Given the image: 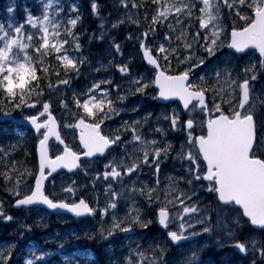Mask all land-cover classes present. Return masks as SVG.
Segmentation results:
<instances>
[{
    "label": "snow or ice",
    "instance_id": "obj_1",
    "mask_svg": "<svg viewBox=\"0 0 264 264\" xmlns=\"http://www.w3.org/2000/svg\"><path fill=\"white\" fill-rule=\"evenodd\" d=\"M120 3L127 11L139 12L144 8L146 13L148 3L154 6L150 18L145 16L147 27L139 35L130 33L126 37L139 41L136 56L128 62H116L115 55L123 56V49L120 43L112 41L110 51L114 48L115 52L109 65L120 74L119 78L114 72L110 77L94 80L80 92H73L71 103L60 98V117L54 114L51 97L60 91L61 85L72 86L73 75L79 78L85 62L82 55L69 53V48L82 52L76 31L82 21L79 6L73 3L65 8L60 0L55 3L41 0L39 15L25 8V21L19 23L14 19L15 6L6 8L8 23L0 22V122L28 126L33 134L36 161L33 170L27 172L31 180L23 186L20 183L23 174L13 184L9 172L3 173L5 187L13 189L11 207L33 211L40 220L53 213H67L77 220L92 218L96 230L89 229L85 235L89 239L99 238L109 246L119 239L117 233L130 234L137 226L149 228L157 224L163 229L166 239L151 248V255L138 246L122 253L123 259L112 264H175L166 255L172 246L183 251L181 264H203L198 238L212 228L210 218L206 221L199 207L197 188H201L212 195L215 207L229 214L225 223L229 246L245 256L251 251L252 264H257L258 253L259 264H264V109L257 111L251 98V81L257 79L251 59L255 54L264 68V0H148L142 4L120 0ZM90 8L91 14L101 21L99 39L103 40L107 29L99 15L100 6L91 0ZM130 19L138 28L143 27L135 17ZM229 19L234 23L229 24ZM193 20L198 27L192 24ZM125 22L119 19L111 27L116 29ZM161 26L168 31L161 33ZM174 34L177 41L183 42L182 51L179 45L172 44ZM201 51L205 55H194ZM220 56L228 59L220 60ZM46 57L55 59V69L52 59ZM213 58L217 63L199 80L194 78L193 70L207 67ZM246 58L247 63H243ZM135 59L141 61L139 67L132 63ZM173 60L177 64L175 70ZM233 61L237 67L243 63L242 74L232 67ZM40 72L48 80L47 91ZM52 75L56 77L55 84ZM212 75L216 86L211 85ZM221 80L231 92L219 88ZM124 83L128 85L126 89ZM130 95L150 97L164 110L157 114L147 134L142 129L149 124L153 115L150 112L143 117V124L139 119L122 122L123 134L121 127L112 128L108 123L128 110L125 102ZM117 102L124 106L117 107ZM138 110L139 105L132 108ZM161 119L167 122L166 128L161 126ZM175 132L181 133L178 148L169 138V133ZM157 134L164 138L158 139ZM129 144L133 147L131 152ZM16 148L17 144L0 146V161L5 168L11 164L15 169L16 162L11 157ZM137 152H142V157ZM170 158L182 161L185 174L168 178L162 201L161 164ZM92 165L97 166L93 187L88 189L85 185L83 191H94L102 179L103 206L98 196L95 204L87 199L78 181L71 179L81 170L89 175ZM145 167L154 169V183L138 188L137 177ZM58 178H61L59 193ZM180 181L186 183L187 189L177 186ZM48 184L52 185L51 190ZM115 185H120V189ZM125 191L129 195L121 215L120 202L125 199ZM137 192L147 207L153 209L150 218H145L143 208L138 206ZM16 221L0 201V222ZM20 227L21 239L24 232L32 231L30 225ZM80 238L75 231L64 238L45 237L46 244L57 245L55 250L39 244L22 248L17 242H5L7 246L0 248V264H56L53 257H59L63 264H82L80 254L67 247ZM185 245L190 246L186 251Z\"/></svg>",
    "mask_w": 264,
    "mask_h": 264
},
{
    "label": "rangeland",
    "instance_id": "obj_2",
    "mask_svg": "<svg viewBox=\"0 0 264 264\" xmlns=\"http://www.w3.org/2000/svg\"><path fill=\"white\" fill-rule=\"evenodd\" d=\"M89 1V5L91 0ZM55 3L56 0H53ZM96 2L100 6L99 15L104 19L105 28L107 31L104 33V39L100 40V32L101 29L99 27L101 21L94 17L95 19V28L89 29V32L86 33L83 41H80L82 45V52L76 53L74 48H69V53L73 56L82 55L85 58V62L81 67V75L79 78H76L73 75L72 79V86H60V91L55 92V94L51 97L53 106L56 109L55 115L60 117L62 110L59 109L58 100L60 98H64L71 103L73 99V92H80L81 89H85L87 86L91 85L94 80H100L105 77H110L112 73L115 72L116 77L119 78V73L116 72L115 68L109 65V61L113 60L112 53L115 52V49L112 48L110 51V45L112 41L116 43H120L123 49V56L115 55L114 59L116 62H128L130 57H135L137 54V48L139 41L136 39L133 40H126V37L131 33L133 36L139 35V33L147 27L142 19L138 16L137 12L133 9L131 11H127L123 8L120 3V0H96ZM62 6L67 8L68 6L72 5V0H60ZM129 3L130 0H129ZM9 5H14V19L19 22H24L26 18L25 8L29 9L33 15H39L41 11V0H0V22H3L5 25L8 23L7 20V12L6 8ZM149 11L147 12L149 18L151 15V9L154 7L150 3H148ZM67 16V12L65 13ZM130 17H135V20L139 22L140 25L143 26L141 31H134L133 28L127 26V22H133ZM145 18V17H144ZM119 19L126 21L124 24H121L118 28L113 29L111 24ZM229 24L234 23L233 20L229 19ZM192 24L198 27L195 20L192 21ZM137 25V24H136ZM179 26H177L178 28ZM120 28L123 33L120 34ZM29 31H33L32 29H28ZM168 31V29L161 26V33ZM120 34V35H118ZM162 39V36H161ZM167 43V42H165ZM172 44L173 46L179 45L180 50H183V42L177 41L175 39V34L172 37ZM194 44V42H193ZM67 47V46H66ZM88 47L90 48H97L95 52L87 53L85 51ZM85 51V52H84ZM55 54H53L54 56ZM194 55H205L202 51L199 53H194ZM219 55V54H218ZM45 59H52V67L55 69V65L57 62L54 58H45ZM228 59L227 57L220 56V60ZM243 63H247V60ZM252 59V63L256 66L257 70V79L255 81H251V98L256 105V110L260 111L264 109V84L258 81L259 75L261 73L262 68L259 65V58L258 56L254 55ZM132 63L139 67L141 61L139 59H135ZM217 61L213 58L211 63L207 64V67H200L195 68L193 70V76L197 80L199 77L204 75L206 72L211 69ZM243 63L237 67L236 62L233 61L232 67L236 68V71L243 73ZM101 65L104 68H101ZM48 66V65H44ZM136 67L133 68V72L136 71ZM173 68L177 67L176 61L173 60L172 64ZM100 68V71L97 69ZM107 69L105 71L104 69ZM146 74V73H145ZM233 77H235V72H233ZM211 85L216 86V81L214 79V75L211 77ZM123 87L126 89L128 85L126 83L123 84ZM219 88L223 89V91L231 92V88L224 83V80L219 82ZM238 90V89H237ZM212 98V91L211 87L209 89V103L211 102ZM217 102H219V98H217ZM127 106V111L120 112L119 115L113 117L112 120L108 121L112 128L121 127L122 122L127 121L132 123L133 121L139 119L143 124V117L146 113H153L150 117L149 124L143 126L142 131L144 133H148L149 127L152 125L153 122L156 121L157 114L163 112L162 108L157 107V103H155L150 97L141 98L138 96L130 95L125 102ZM136 105H139L138 111H132V108ZM124 105H120L117 102V107H123ZM173 108L175 105L172 106ZM171 110V109H170ZM161 126L167 127V122L161 119L160 121ZM7 127L2 128L6 130L5 133L0 134V146L7 148L10 144H17V148L12 154L11 159L15 161V169L12 168L11 164L8 165L7 168L4 167V162L0 161V183H3L5 187V180L3 173L5 171L9 172V174L13 177L12 183H15L17 177L23 174V179L20 181L21 185L23 186L26 181H30L31 177L27 175V172H31L33 170L34 163V155H33V134L30 133L26 129L18 128L13 129V125L8 124L5 125ZM12 128V129H10ZM1 130V129H0ZM65 132L70 130L65 129ZM199 131V128H197ZM121 132L123 134L124 130L121 127ZM126 135V134H125ZM181 135L179 132L169 133V138L172 140L174 144L179 147L178 137ZM151 138V136H149ZM158 139H163L164 137L160 134H157ZM129 151H133V147L131 144L128 146ZM137 155H143L142 152H137ZM172 156L175 157V152L172 153ZM100 169L103 168V165H98ZM96 165L90 166L89 175H84V171L81 170L78 175L71 176V179L77 180L79 185L81 186V190L83 191V186L87 185L88 189H92L93 187V177L96 172ZM154 169H149L145 167L143 171L137 177V187H142L149 182L154 183ZM184 171L182 169V161L180 159H167L162 162L161 164V173L159 179L160 183V196L161 200L166 194L165 192V185L169 184V177H179L184 175ZM70 182V181H69ZM1 183V184H2ZM128 187H131V182L126 180ZM60 184L61 178H58L56 182V192H60ZM178 187L187 189L186 183L180 181L177 184ZM105 184L101 181L97 184V187L94 191H83V195L86 196L87 199L95 204L97 196L99 197L100 205L103 206L105 202V197L103 195ZM116 189H120V185H115ZM49 190H51L52 185L48 184ZM12 188L5 187V190L0 192V201H2L8 210L9 214L13 215L17 218L16 222H0V248H5L7 244L5 242H17L20 247H26L29 245L39 244L46 248H51L53 250L56 249L57 245L53 243H45V237H57L64 238L66 236H70L72 231L78 232L80 237L85 236V232L91 229L95 231L96 228L95 220H83L78 221L76 219H70L64 216H52L48 215L43 220H40L39 216L33 211L28 210H12L11 205L14 203L10 192ZM197 192H199V207L201 208L202 212L205 215L206 221L210 218L211 224L209 225L212 228L210 233H204L201 237L198 238L199 245L197 247L200 249L199 257L203 264H252L253 260V253L250 251L245 258L239 257L235 252L234 248L229 246V238L226 233L225 223L226 218H228L229 214L226 211H222L221 209L215 207L213 204V197L211 194L203 191L201 188H197ZM129 193L125 191V199L121 200V215H123L124 211L126 210L125 200ZM135 199L139 201L140 207L143 208V215L145 218H150L153 215V209L147 207L144 203V198L139 195L137 192L135 195ZM96 219H99L97 217ZM39 220V224L37 221ZM30 225L32 227L31 232H24V238L21 239L20 233L23 231L20 225ZM202 227L198 225V228ZM237 231H239L237 229ZM91 235V232H88ZM119 239L115 241L112 246H109L107 242L97 238V239H90L94 241L100 250L103 252L101 258L104 260V264H112L113 261L118 259L122 260L123 256L122 253L126 254L130 249L137 248L140 246L142 250H145L149 255H151V248L155 247L157 243H161L166 239V235L159 229V226L150 225L149 228H140L135 227L132 234H125V233H117ZM125 237H127L125 239ZM77 240H72L71 245L67 246L69 248L77 249L78 246L76 244ZM217 241H220L218 244ZM190 247L189 245H185V251L187 248ZM166 255L169 259L174 260L175 264H181L183 259V251L177 250L175 247H170L167 249ZM256 260L257 264H259V254L256 253ZM81 259L82 264L89 263V259L84 258L83 255L79 256ZM53 261L56 264H63L60 261L59 257H53ZM231 259H236L235 262H231ZM103 264V263H102Z\"/></svg>",
    "mask_w": 264,
    "mask_h": 264
},
{
    "label": "trees",
    "instance_id": "obj_3",
    "mask_svg": "<svg viewBox=\"0 0 264 264\" xmlns=\"http://www.w3.org/2000/svg\"><path fill=\"white\" fill-rule=\"evenodd\" d=\"M73 2L76 4V5H78L79 6V9H80V14H81V16H82V21L80 22V23H78V25H77V29H76V31H77V34H78V36H79V38L81 39V40H83L84 39V37H85V35H84V32L86 31V30H88V29H90V28H92L93 27V25H95V21H94V19L93 18H91V14H90V7H89V4H88V1L87 0H73ZM135 2H137V3H146V2H148V0H135ZM150 8V7H149ZM139 15L140 16H146V15H148L146 12H145V10H144V8H141L140 10H139ZM75 15V14H74ZM145 19V18H144ZM144 22V21H143ZM130 25V24H129ZM176 68H173V70H175ZM38 75H40L41 76V78H42V83H43V87L45 88V91H47V84H48V80L47 79H44V73L43 72H40V73H38ZM51 81H52V83L53 84H55V82H56V77H55V75H52V77H51ZM2 183V182H1ZM0 183V192L2 191V190H5V187L3 186V183L1 184ZM93 254H94V256L92 257V260H93V264H102V260H101V253H100V251H96V250H94L93 251Z\"/></svg>",
    "mask_w": 264,
    "mask_h": 264
},
{
    "label": "water",
    "instance_id": "obj_4",
    "mask_svg": "<svg viewBox=\"0 0 264 264\" xmlns=\"http://www.w3.org/2000/svg\"><path fill=\"white\" fill-rule=\"evenodd\" d=\"M16 124H18L19 126H26V125H21V124H19L18 122H15ZM13 209H15V208H13ZM53 214H55V213H53ZM61 214H66V215H69V216H71L70 214H67V213H61ZM236 251H238V250H236ZM243 255V254H242Z\"/></svg>",
    "mask_w": 264,
    "mask_h": 264
},
{
    "label": "bare ground",
    "instance_id": "obj_5",
    "mask_svg": "<svg viewBox=\"0 0 264 264\" xmlns=\"http://www.w3.org/2000/svg\"><path fill=\"white\" fill-rule=\"evenodd\" d=\"M119 32H120V34H121V33H123L124 31L120 30ZM120 34H118V35H120ZM100 257H101V256H100ZM101 260H102V263L104 264V260H103L102 258H101Z\"/></svg>",
    "mask_w": 264,
    "mask_h": 264
}]
</instances>
